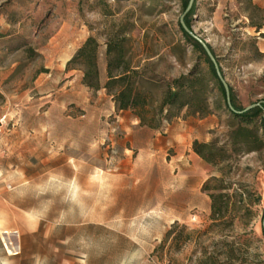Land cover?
Returning a JSON list of instances; mask_svg holds the SVG:
<instances>
[{
  "label": "rangeland",
  "instance_id": "rangeland-1",
  "mask_svg": "<svg viewBox=\"0 0 264 264\" xmlns=\"http://www.w3.org/2000/svg\"><path fill=\"white\" fill-rule=\"evenodd\" d=\"M181 3L0 0V264H194L203 253L219 264H264V144L248 153L226 147L218 165L193 153L194 141L224 146L230 120L215 110L220 96L178 30ZM193 3L191 29L214 52L237 105L264 104V0ZM89 37L102 85L106 44L125 38L127 58L159 87L151 113L164 85L200 64L213 113L171 109L155 129L139 126L105 89L82 84L78 63L67 67ZM222 176L235 206L219 230L208 228L202 186ZM239 181L259 195L252 214L233 196ZM175 223L194 232L191 241L170 248L174 230L157 256Z\"/></svg>",
  "mask_w": 264,
  "mask_h": 264
},
{
  "label": "trees",
  "instance_id": "trees-1",
  "mask_svg": "<svg viewBox=\"0 0 264 264\" xmlns=\"http://www.w3.org/2000/svg\"><path fill=\"white\" fill-rule=\"evenodd\" d=\"M181 2L182 13L184 14L189 0H181ZM254 7L259 10L258 7ZM194 10L195 4L193 3L191 9L183 17L185 26L191 31V16ZM177 26L185 42L190 43L194 47L195 52L199 54L201 63L205 66L206 73L212 81L213 88L220 96L222 103L219 101L215 105V110L224 108L230 120L229 130L226 135L228 141L224 146L218 147L216 141L209 143L194 141L192 144L193 153L207 164L218 165L228 161L226 147L231 153H237L242 149L247 153L259 150L264 144V104L243 112L245 108L242 109L237 105L232 88L228 85L230 103L233 109L231 110L227 104L224 87L203 48L184 31L179 21ZM261 29V26L256 27L257 32ZM124 41L125 38L115 37L114 40H109L106 44V81L103 85L99 80L97 65L98 44L94 38L89 37L86 39L72 59L68 61L67 67L70 64L78 63L83 70L82 84L93 91H98L101 88L105 89L107 94L112 97L116 110L119 112L130 111L141 127L145 126L155 129L153 126L154 121L156 119L161 120L164 111L169 113L171 109L181 110L185 108L191 114L200 117L213 113L206 105L207 82H205L204 75L199 70L200 64H197L187 75H182L167 82L162 88V96L156 104V110L151 113L150 109L153 104L151 90L159 87H157L152 77L147 76L144 69L140 68V66L132 65L127 58V48H123ZM209 49L215 57L219 71L224 78V72L218 59L212 49ZM148 116L150 118H147ZM259 130H261L263 136H259ZM234 184L233 196L235 198L238 197L241 202L245 201L247 213L252 214V209L259 205V195L246 183L239 181ZM227 186L224 176L220 178L212 177L202 186V191L207 194L210 200L211 224L208 228L220 230L225 227L228 221L231 222V206H235V203H231V196L223 192L228 189ZM174 230H178V232L169 244L170 248L179 249L181 245L191 241V234L194 232H189L186 227L175 223L165 234L160 246L154 250L157 256H163L166 242ZM262 234L264 236V227L262 228ZM194 264L219 263L212 253H203L200 258L195 260Z\"/></svg>",
  "mask_w": 264,
  "mask_h": 264
},
{
  "label": "water",
  "instance_id": "water-1",
  "mask_svg": "<svg viewBox=\"0 0 264 264\" xmlns=\"http://www.w3.org/2000/svg\"><path fill=\"white\" fill-rule=\"evenodd\" d=\"M193 2L194 0H189V4L187 6V9L185 11L184 14H186L192 7L193 5ZM180 24L182 26V28L184 29V31L192 38L194 39L196 42H198L200 44V46L203 48L204 52L206 53L207 57L210 59V61L212 62L214 68H215V71H216V74H217V77L218 79L220 80V82L222 83L223 87H224V90H225V93H226V100H227V104H228V107L232 109L231 107V103H230V98H229V87H228V84L226 83L225 79L223 78V76L221 75L220 71H219V66L217 64V61L215 59V57L213 56V54L211 53L208 45L206 44V42H204L203 40H201L198 36H196L193 31L189 30L185 24H184V21H183V17H181L180 19ZM254 107H260V104H253V105H250L248 107H246L244 109L243 112L245 111H248ZM263 113H264V110H263ZM263 118H264V114H263ZM262 226L264 227V220L262 222Z\"/></svg>",
  "mask_w": 264,
  "mask_h": 264
},
{
  "label": "crops",
  "instance_id": "crops-1",
  "mask_svg": "<svg viewBox=\"0 0 264 264\" xmlns=\"http://www.w3.org/2000/svg\"><path fill=\"white\" fill-rule=\"evenodd\" d=\"M262 35L264 36V29L261 30ZM259 51L264 53V38L258 44Z\"/></svg>",
  "mask_w": 264,
  "mask_h": 264
}]
</instances>
